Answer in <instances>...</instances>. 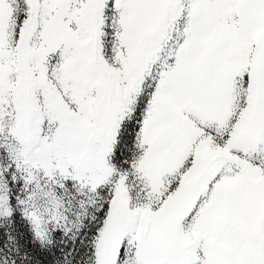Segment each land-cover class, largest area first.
<instances>
[{
	"label": "snow or ice",
	"instance_id": "obj_1",
	"mask_svg": "<svg viewBox=\"0 0 264 264\" xmlns=\"http://www.w3.org/2000/svg\"><path fill=\"white\" fill-rule=\"evenodd\" d=\"M0 264H264V0H0Z\"/></svg>",
	"mask_w": 264,
	"mask_h": 264
}]
</instances>
